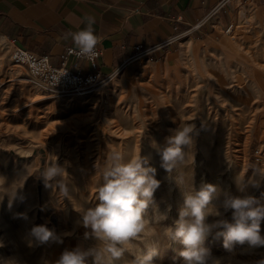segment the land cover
I'll return each instance as SVG.
<instances>
[{
    "label": "rangeland",
    "instance_id": "1",
    "mask_svg": "<svg viewBox=\"0 0 264 264\" xmlns=\"http://www.w3.org/2000/svg\"><path fill=\"white\" fill-rule=\"evenodd\" d=\"M243 1L231 2V32H226L229 24L218 26L220 32L212 37L202 30L149 58L123 60L111 72H102L107 81L89 94L55 93L41 86L11 59L0 34V258L55 264L65 248L89 246L92 241L83 240L85 229L77 225L80 215L75 210L97 203L95 187L110 153L119 151L128 158L141 151L161 180L154 199L164 198L172 208L169 219L163 220L149 207L145 232L132 241L131 252L119 264H128L132 252L156 242L160 250L154 264H172L183 246L171 243L165 232L178 218L183 192L204 182L237 194L235 177L250 175L253 163H264V8L259 1ZM131 66H136L133 71ZM190 122L199 130L195 162L190 154L187 164L173 171V177H184L177 186L166 179L152 145L163 144L180 123ZM56 156L67 169L70 198L58 189H46L36 177ZM23 185L25 201L9 209L5 194ZM250 194L264 202V184ZM21 212H27L28 220L15 218ZM223 218L231 221V211ZM215 219L209 216L208 222ZM45 223L58 235H73L63 237V243L28 247L27 232ZM261 227L264 233V222ZM222 242L213 233L205 246L225 256ZM236 252L238 264L264 257V247L238 245Z\"/></svg>",
    "mask_w": 264,
    "mask_h": 264
},
{
    "label": "clouds",
    "instance_id": "2",
    "mask_svg": "<svg viewBox=\"0 0 264 264\" xmlns=\"http://www.w3.org/2000/svg\"><path fill=\"white\" fill-rule=\"evenodd\" d=\"M83 23V28L67 33L64 38L71 39L74 45L70 51L91 60L95 58L101 38L95 33L94 17L86 16ZM198 135L195 123H180L163 144L153 142L152 146L161 158L160 166L167 173L166 179L177 186L184 183V177L182 174L173 177L172 173L186 165L189 155L194 154ZM108 159L101 172L100 182L95 187L97 203L75 210L80 215L77 225L85 229L83 240L92 243L87 247L78 244L72 249L65 248L55 264H119L125 254L131 252L132 241L145 232L150 206L161 219H169L172 206L164 198L160 202L154 199L161 180L156 179V168L148 166V158L142 156L141 151L128 158L114 151ZM250 171V175L235 177L237 194L224 192L218 185L204 182L199 188L194 186L191 191L183 192V206L178 218L172 220L165 232L171 243L179 242L183 246L173 257L172 264H238V245H247L249 249L264 247L261 227L264 222V202L250 194V189H259L264 184V163H253ZM66 172V167L58 163L57 157L45 165L36 177L42 180L46 189H58L62 197L70 198ZM25 175L26 172L18 175V178L22 179ZM23 187L5 194L9 209L15 202L25 201ZM161 204L165 206L163 210ZM229 211L231 221L223 218L224 213ZM209 216L218 219L208 222ZM15 218L28 220L27 212L16 213ZM213 233L223 238L225 256H216L205 246ZM72 235V232L58 235L45 223L33 225L25 241L28 247H34L49 241L63 243V237ZM0 247H3L2 242ZM159 250V243L156 242L144 251L132 252L134 258L128 264H154L153 258ZM0 264H20V261L15 257L0 258ZM254 264H264V257Z\"/></svg>",
    "mask_w": 264,
    "mask_h": 264
},
{
    "label": "crops",
    "instance_id": "3",
    "mask_svg": "<svg viewBox=\"0 0 264 264\" xmlns=\"http://www.w3.org/2000/svg\"><path fill=\"white\" fill-rule=\"evenodd\" d=\"M220 1L0 0V34L48 54L59 65L64 48L74 46L65 35L83 28L86 16L94 17L95 33L101 38V56L95 64H81L86 71L109 73L135 52L136 45L147 47L163 41L174 32L175 25L184 29L188 23L209 16ZM231 2L220 12L216 28L210 23L203 28L208 37L220 32L218 26L229 24Z\"/></svg>",
    "mask_w": 264,
    "mask_h": 264
},
{
    "label": "built area",
    "instance_id": "4",
    "mask_svg": "<svg viewBox=\"0 0 264 264\" xmlns=\"http://www.w3.org/2000/svg\"><path fill=\"white\" fill-rule=\"evenodd\" d=\"M244 0L243 2H247ZM255 4L261 2L264 8V0H249ZM230 2V0H221L215 8L211 10L209 16L203 17L195 23H188L184 29L179 28L178 25L174 26V32L163 41L143 47L141 45L135 46L133 56L124 59V63L136 59L149 58L153 52L167 48L169 45L181 41V39L192 36L197 32H202L203 28L210 23L213 27L219 23V14L222 9ZM242 0H240L241 4ZM215 18L216 21L212 19ZM232 23L226 27V32L232 31ZM6 45L9 48L11 59L18 64L24 66L29 74L43 87L50 89L55 93L75 92L78 94H89L96 87L106 82L101 70L86 71L82 67V62L95 64L97 59L101 56V46L97 45L96 55L94 59H87L79 57L74 49V46H66L61 54V63L54 64L48 54L38 53L34 50L21 46L5 36ZM65 73V74H64ZM64 74V75H63ZM63 75V76H62ZM60 78V79H59ZM59 80V82H58ZM261 150L256 155L261 158Z\"/></svg>",
    "mask_w": 264,
    "mask_h": 264
}]
</instances>
